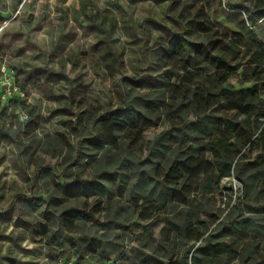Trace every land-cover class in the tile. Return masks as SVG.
I'll list each match as a JSON object with an SVG mask.
<instances>
[{"label":"rangeland","instance_id":"rangeland-1","mask_svg":"<svg viewBox=\"0 0 264 264\" xmlns=\"http://www.w3.org/2000/svg\"><path fill=\"white\" fill-rule=\"evenodd\" d=\"M238 4L252 6L255 0H0V70L13 71L19 92L13 102L0 100L5 110L0 131V264H63L67 259L108 264L90 250L91 239L117 246L108 258L113 264H168L192 242L175 233L172 247L165 243L162 233L171 227L167 218L178 222L187 209L198 216L195 224L203 236L215 232L243 200L242 183L234 173L221 180L222 193L186 195L178 200L186 206H155L147 219L145 205L155 198L148 193L157 176L139 192L138 205L116 184L111 198L74 197L62 187L95 169L120 170L118 159L128 165L122 171L134 168L138 175H147L145 146L168 125L158 109L146 113L155 125L144 127L136 144L123 141L117 152L97 151L88 143L93 138L90 118L143 99L151 105L167 70L160 53L173 33L183 31L180 23L202 10L220 35H228L246 20ZM253 28L264 42V20ZM239 72L228 78L232 89L249 85L239 81ZM18 110L27 117L20 118ZM133 182L131 176L129 184ZM255 190L257 197L250 203L257 208L264 204V186L256 183ZM240 206L246 209L244 203ZM71 207L92 217L74 219L68 215ZM139 209L144 212L140 217ZM137 249L147 255H141L146 262L133 257ZM262 259L258 245L242 249L241 258L228 264H264Z\"/></svg>","mask_w":264,"mask_h":264},{"label":"trees","instance_id":"trees-1","mask_svg":"<svg viewBox=\"0 0 264 264\" xmlns=\"http://www.w3.org/2000/svg\"><path fill=\"white\" fill-rule=\"evenodd\" d=\"M237 6L243 8L246 20L240 30L228 35H220L202 10L189 14L185 24L180 23L183 31L173 33L160 53V63L167 70L151 105L150 100L143 99L90 118L93 138L88 143L97 151L117 152L123 141L136 144L142 129L155 125L146 113L158 109L168 125L145 146L147 175H138L134 168L129 173L122 171L128 165L118 159L120 170L95 169L90 176L68 181L62 187L66 195L74 197L106 194L111 198V186L116 184L138 205L139 192L148 187L149 178L157 176L155 188L148 193L155 198L145 208L169 210L172 205L186 206L178 201L186 195L222 193L221 180L234 173L242 183L239 200H243L218 223L214 233L203 236L195 224L198 216L188 209L178 222L167 218L171 227L162 233L165 243L170 245L175 233L192 242L168 264H228L241 258L242 249L258 245L264 252V204L256 208L250 203L257 197L255 184L264 186V42L253 28L264 20V0ZM238 70L239 81L249 85L236 90L226 83ZM18 95L6 103L17 100ZM4 111L0 109V131ZM131 176L135 182L129 184ZM240 203L245 204V210ZM138 211L140 217L144 212ZM68 215L85 220L92 217L76 207H71ZM89 244L99 262L113 264L108 258L117 251L115 244L100 239H91ZM107 245L114 246L107 249ZM141 255L142 250L137 249L133 257L146 262Z\"/></svg>","mask_w":264,"mask_h":264},{"label":"built area","instance_id":"built-area-1","mask_svg":"<svg viewBox=\"0 0 264 264\" xmlns=\"http://www.w3.org/2000/svg\"><path fill=\"white\" fill-rule=\"evenodd\" d=\"M0 74V100L7 102L8 99L15 97L18 94V89L14 84V73L8 69H1ZM20 118L27 117L24 110H18ZM63 264H75L71 259H67Z\"/></svg>","mask_w":264,"mask_h":264}]
</instances>
